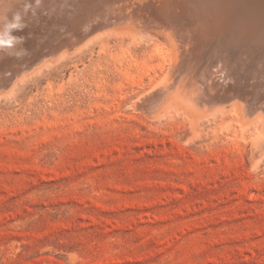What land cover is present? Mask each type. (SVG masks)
<instances>
[{
  "label": "rangeland",
  "instance_id": "1",
  "mask_svg": "<svg viewBox=\"0 0 264 264\" xmlns=\"http://www.w3.org/2000/svg\"><path fill=\"white\" fill-rule=\"evenodd\" d=\"M22 1L20 12L39 15L30 59L79 29L80 0H53L48 12ZM136 37L104 38L1 84L0 264H264L254 127L227 108L192 123L180 107L135 106L168 67L164 44ZM228 42L213 34L189 47L197 68L181 74L171 102L239 94L252 117L264 106V43L247 54Z\"/></svg>",
  "mask_w": 264,
  "mask_h": 264
},
{
  "label": "bare ground",
  "instance_id": "2",
  "mask_svg": "<svg viewBox=\"0 0 264 264\" xmlns=\"http://www.w3.org/2000/svg\"><path fill=\"white\" fill-rule=\"evenodd\" d=\"M22 2V0H0V87L1 84L6 85V83L14 85L23 76L31 73L36 65L43 67L48 63L52 64L72 53L80 52L90 44L100 42L103 47L104 38L113 37L122 44L125 40L135 42L137 34H144L166 46L168 67L146 93L136 98L135 106L151 114L163 106L164 110L180 107L182 109L179 110H184L183 113L187 114L192 123L216 113L224 116L227 108L234 112L241 126L254 127L252 148L264 149V106L258 104L260 107L252 117L248 100L239 99V94L231 95L228 99L218 98L216 101L203 97L201 107L190 105L184 97L177 101V104L170 99L175 95L174 101L178 100L177 93L173 90L178 85L181 74L191 73L197 68V60L193 64V59L188 55L189 47L195 46L196 49V45L203 44L211 38V35L216 34L225 38L227 42L236 41L247 45L248 48L243 53L250 54L253 49L258 50L257 46L264 43V0H80V6L71 10V14H75V17L77 15L80 19L77 27L79 29L77 31L73 28L74 31L71 28L68 31L64 29L63 37L52 41L54 47L47 52L37 53L34 59H30L31 48L27 40L29 33L36 30L34 18L39 15L32 9L33 6L29 10L26 8L27 11L20 12L18 8L23 4ZM36 2L40 3L39 6L46 12L54 3L53 0H36ZM218 43L223 46L224 40ZM221 54L219 56L222 57ZM210 57H206L205 60H210ZM261 57L264 60V54L257 58ZM217 60L220 62L219 59ZM12 61L25 62L23 66H15L16 63ZM218 70L214 69L212 73H218ZM219 73L223 74L222 71ZM199 74L200 77H204L203 72ZM208 89L211 88L208 86L207 91ZM260 102L263 103L262 100Z\"/></svg>",
  "mask_w": 264,
  "mask_h": 264
}]
</instances>
